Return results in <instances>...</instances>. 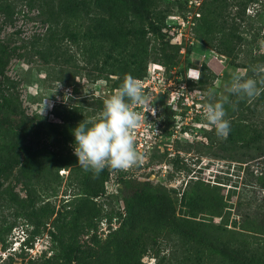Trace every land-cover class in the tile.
I'll return each instance as SVG.
<instances>
[{
  "label": "rangeland",
  "instance_id": "obj_1",
  "mask_svg": "<svg viewBox=\"0 0 264 264\" xmlns=\"http://www.w3.org/2000/svg\"><path fill=\"white\" fill-rule=\"evenodd\" d=\"M97 1L90 15L78 11L58 26L61 39L54 59L45 40L31 44L42 42L48 32L39 15L43 6L33 0H0L4 74L26 114L59 128L53 135L54 160L34 163L24 183L14 173L2 174L23 199L28 191L33 204L0 208V264H66L68 244L82 250L80 264H168L165 258L176 247L185 264H221L216 252L183 245L175 223H162L155 212L165 199V209L186 214L188 197L197 191L202 204L211 196L231 204L230 225L242 219L238 213L253 215L264 204V154L251 155L248 143L254 128L264 134V93L243 100L229 94L224 107L232 141L217 136L203 111L205 103L226 94L232 74L253 76L252 68L264 65V0H200L199 7L189 6V0L187 5L186 0H146L150 11L141 18L131 10L142 0H118L129 8L118 19L106 12L115 0ZM192 11L199 13L195 25L177 31V22ZM111 22L133 31L143 26L147 44L135 35L121 48L87 34ZM152 22L167 35V43L148 31ZM196 60L198 65L191 67ZM148 69L159 71L164 84L150 97L154 113L146 112L134 130L142 163L126 171L106 167L99 175L85 171L74 154L73 129L99 115L126 74L141 81ZM0 88L7 89L1 76ZM133 194L143 201L138 216L128 212ZM201 218L223 221L203 214L196 220Z\"/></svg>",
  "mask_w": 264,
  "mask_h": 264
},
{
  "label": "trees",
  "instance_id": "obj_2",
  "mask_svg": "<svg viewBox=\"0 0 264 264\" xmlns=\"http://www.w3.org/2000/svg\"><path fill=\"white\" fill-rule=\"evenodd\" d=\"M39 2L43 7L39 9L41 20L47 25V35L41 38L42 42L33 41L32 46L47 42V51L52 49L53 58L59 50L61 39L58 26L76 12L82 11L90 15L94 7H97V0H33ZM46 1V2H45ZM141 1V6H132L131 12L138 17H144L149 13V6ZM129 8L120 7L118 0L109 4L107 13L113 18H121L127 15ZM119 14V15H118ZM150 32L155 35L161 34L163 43L168 42L167 35L161 32V28L154 22L149 23ZM147 31L142 26L136 31L127 30L122 24L110 23L108 27H102L98 32L89 30L87 34L94 38H104L110 40L114 45L126 48L130 38L137 36L145 40ZM67 37L76 39L74 32H67ZM45 53V52H44ZM55 53V54H54ZM41 57L42 52L39 51ZM50 54V53H49ZM236 66L235 64L231 63ZM4 50L0 48V76L4 78L7 89L0 88V208L4 205L14 204L23 209L33 199L26 194L25 199L20 197L10 184L4 180L9 177H2V174L10 175L14 173L18 182L24 183V179L32 173L34 163L42 160H54L56 151L54 148V134L58 132V125L48 122V127L41 120H36L23 110L20 99L11 89L9 78L4 74ZM191 67L198 65V60L192 61ZM205 68V65L202 64ZM145 70V68H144ZM115 87H120L116 84ZM253 134L249 140L251 155L264 154V147L261 141L264 134L257 128L252 130ZM232 131L228 136V141H232ZM264 187V182H263ZM202 194L195 191L188 197L186 214L177 215L174 209L169 210V204L165 199L158 203L156 217L162 222L171 219L175 223L174 233L184 241L183 245L196 247L198 249H210L222 257L221 264H264V204L258 205L253 215L238 213L242 219L238 224H227L231 204H227L223 197L211 196L208 204H202ZM201 200V201H200ZM264 200V198H263ZM263 202V201H262ZM128 212L131 216H138L141 213L143 201L138 194H133L127 201ZM210 215L212 217L223 218L220 223H208L205 218L196 220L199 215ZM260 220L255 223L253 220ZM162 222V223H163ZM246 222V223H244ZM186 249V248H185ZM64 261L66 264H80L82 260V250L78 246L68 244L64 249ZM165 258V257H164ZM168 264H185V256L179 258L178 247L166 257ZM170 261V262H169Z\"/></svg>",
  "mask_w": 264,
  "mask_h": 264
},
{
  "label": "clouds",
  "instance_id": "obj_3",
  "mask_svg": "<svg viewBox=\"0 0 264 264\" xmlns=\"http://www.w3.org/2000/svg\"><path fill=\"white\" fill-rule=\"evenodd\" d=\"M252 72L253 76L232 74L230 81L224 85L226 94H221L215 102L203 105L205 120L210 128H215L218 137L226 139L230 132L231 125L225 118L227 112L224 107L230 102L229 94L243 100L254 99L264 93V65L253 67ZM189 78L199 79V76ZM213 95L209 93L210 97ZM151 106L152 101L143 83L133 75L126 74L120 87L103 101L99 115L84 119L73 129L74 154L79 166L99 175L106 167L126 171L142 163L143 157L136 148L134 130L141 124L146 112L154 113Z\"/></svg>",
  "mask_w": 264,
  "mask_h": 264
},
{
  "label": "built area",
  "instance_id": "obj_4",
  "mask_svg": "<svg viewBox=\"0 0 264 264\" xmlns=\"http://www.w3.org/2000/svg\"><path fill=\"white\" fill-rule=\"evenodd\" d=\"M189 1H190L189 6H191V3L193 6H194V4L196 5V3H198V5H196L198 7L201 4L200 0H189ZM185 5H187V0H186ZM198 16H199V13L196 11L195 12L194 11L189 12V14L187 15L186 18L181 19L177 22L178 24L176 25L177 26L176 30L181 31L182 29H185L186 27H190L191 25L194 26L195 25V21H194L195 17H198ZM186 39H188V38H186ZM188 42L190 44L194 43V41L192 39H190ZM141 82L144 85L146 93L150 97L158 94L160 91H163V88H161V86H160V85L164 84L163 76L160 75L159 71H154V70L148 69V74L143 79H141ZM195 111H199V110L196 109Z\"/></svg>",
  "mask_w": 264,
  "mask_h": 264
},
{
  "label": "crops",
  "instance_id": "obj_5",
  "mask_svg": "<svg viewBox=\"0 0 264 264\" xmlns=\"http://www.w3.org/2000/svg\"><path fill=\"white\" fill-rule=\"evenodd\" d=\"M233 73H234V71H233Z\"/></svg>",
  "mask_w": 264,
  "mask_h": 264
}]
</instances>
